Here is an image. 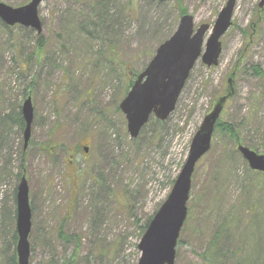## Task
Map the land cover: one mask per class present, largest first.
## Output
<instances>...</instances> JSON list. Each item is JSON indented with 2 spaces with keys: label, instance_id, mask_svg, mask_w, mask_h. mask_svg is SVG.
Masks as SVG:
<instances>
[{
  "label": "rangeland",
  "instance_id": "1",
  "mask_svg": "<svg viewBox=\"0 0 264 264\" xmlns=\"http://www.w3.org/2000/svg\"><path fill=\"white\" fill-rule=\"evenodd\" d=\"M30 1L0 3L19 8ZM180 1L195 29H212L229 0ZM260 2L236 0L218 65L200 59L175 111L162 122L151 116L137 138L120 103L129 79L146 69L174 24L176 30L178 0H47L40 35L0 23V264L16 251L21 174L32 207L30 264H65L77 237L73 264H137L144 226L171 193L204 118L228 92L220 121L234 127L239 145L264 155V75L253 70L264 72ZM104 10L105 32L97 23ZM28 96L34 119L25 147V128L7 116ZM237 147L215 132L197 163L175 264H212L202 257L212 241L221 249L214 264H264V174L252 171ZM62 222L73 242L59 238Z\"/></svg>",
  "mask_w": 264,
  "mask_h": 264
},
{
  "label": "water",
  "instance_id": "2",
  "mask_svg": "<svg viewBox=\"0 0 264 264\" xmlns=\"http://www.w3.org/2000/svg\"><path fill=\"white\" fill-rule=\"evenodd\" d=\"M45 1L47 0H31L27 5L19 8L0 3V20L7 27L20 25L41 34L39 7ZM150 1L163 3L170 0ZM235 5L236 0L228 1L220 12L206 44L205 36L210 29L209 25H201L195 31L194 18L188 14L181 17L175 33L159 46L145 71L137 77L120 104V110L127 120L128 132L132 138L139 136L151 116L154 115L159 121H166L170 117L175 111L191 71L200 58L207 67L218 65L222 53L220 38L232 26ZM259 6L260 8L264 6V0H261ZM230 96L228 92L218 99L194 136L187 161L171 193L151 220L138 245L141 255L137 264H175L178 240L188 216L187 204L192 189V177L197 163L211 150L217 123ZM22 115L25 122V147H27L34 119L31 97L24 102ZM238 152L252 171L264 173V155L242 145L238 147ZM16 202L18 264H30L29 237L32 230V208L25 177L21 179L17 188Z\"/></svg>",
  "mask_w": 264,
  "mask_h": 264
},
{
  "label": "trees",
  "instance_id": "3",
  "mask_svg": "<svg viewBox=\"0 0 264 264\" xmlns=\"http://www.w3.org/2000/svg\"><path fill=\"white\" fill-rule=\"evenodd\" d=\"M180 2L181 1L178 0V7H179L178 10L180 11V16H183V15L186 14V9L183 8L179 4ZM105 14H107V10L102 11L101 15L98 13V17H97V21H98L97 23L99 24L98 26L100 27V30L101 31H104V32L106 31V27L109 28V25L107 23H110V17H108V20H106L104 18V17H106ZM0 23H1V21H0ZM84 30H86V29H84ZM174 31H175V24H174L173 29L170 31V34L164 39V41H166L168 38H170L171 35L174 33ZM82 32L87 37H90L91 36L89 30L82 31ZM95 32H96V30H95ZM37 40H38V44H39V50H38V52H39V54L42 55V52H43V50L45 48V41L39 35L37 37ZM163 42H161L159 45H161ZM253 70L259 76L264 75V72L258 66H254ZM138 74L139 73H134L133 77L129 79L128 85H127V90H126V95L128 94L129 90L131 89V87H132L135 79L137 78ZM26 96L27 95H24V97H26ZM7 118H8V120H11L12 122H15L16 124H18L20 126V128H22V129L25 128V122H24L23 115H22V108L20 109V111L18 112L17 115H15V116L14 115H8ZM216 132L222 133V134H227L230 138H232L233 140H236V143L238 145L241 143L238 140L236 131H235V129H234V127L232 125L225 124L224 122L219 121V123L217 124V127H216ZM250 149L253 150V151H255V152H257V153H259L258 150H257V148L250 147ZM20 177H23V174H21V176L19 175V178ZM16 194H17V191H16ZM14 218H16V210H15ZM150 221L151 220H149V222H147L146 225L144 226V230H143L144 232L148 228ZM58 236H59L60 239H63L66 242H73L74 241V238H75L74 236H67V235H65V233H64V222H62L61 225L59 226ZM218 236H220V232H219V234H217V237ZM13 239L15 240V243H16L17 242V239H18L17 238L16 230L14 232ZM76 243L78 245V250H76L75 255H73L72 257H70V259H68L67 261H65V264H73L75 262L76 258L78 257V254H79L80 249H81V246H80L81 242L80 243L78 242V237L76 238ZM220 252H221V249L219 248V246L217 244H215L214 241H212L211 244H210V247L208 248V250L202 255L203 260L206 263H212V264H214V262H215L214 257H215V255L219 254ZM100 255H105V252L103 251L102 253H100ZM9 264H18L17 263V254H16V251H15L14 255L10 258Z\"/></svg>",
  "mask_w": 264,
  "mask_h": 264
}]
</instances>
